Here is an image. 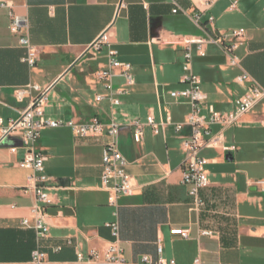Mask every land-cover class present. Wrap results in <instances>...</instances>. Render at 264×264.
Instances as JSON below:
<instances>
[{"label": "crops", "instance_id": "crops-1", "mask_svg": "<svg viewBox=\"0 0 264 264\" xmlns=\"http://www.w3.org/2000/svg\"><path fill=\"white\" fill-rule=\"evenodd\" d=\"M6 1L16 14L27 17L29 27L13 33L9 9L0 7L3 126L17 119L41 92L47 95L44 110L49 117L84 121L99 116L107 121L114 114L122 124L121 149L136 183L131 195L119 198L127 263L144 264L142 257L148 255L154 262L163 257L177 264H194L198 257L204 264H264V192L254 184L264 179V102L230 127L213 126L221 139L201 152L209 159L210 185L201 190L205 204L200 210L192 209L189 187L182 183V140L190 135V127L178 133L167 126L165 133L156 135L146 126L143 142L135 143L128 126L132 118L146 121L151 113L157 121L168 115L174 122L186 119L188 101L170 97V91L185 87L180 82L184 46L169 39L205 35L191 18L196 4L205 10L202 23L209 31H247L231 52L240 66L231 65L222 47L213 43L206 45L205 57L195 55L194 71L202 78L208 103L225 113L233 110L235 100L251 86L237 82L242 71L264 87V0H239L236 10H230V0H216L209 8L197 0ZM176 4L190 15L174 13ZM209 15L215 18L213 26L207 24ZM105 31L119 59L132 65L136 79L114 108L108 101L95 100L105 92L95 73L106 65V50L87 52ZM21 35H28L37 51L34 66L24 61ZM33 85L40 91L31 88L23 101L17 100L18 88ZM114 86L123 87L124 79L116 77ZM106 140L79 138L66 127L42 132L38 146L48 157L45 173L53 198L45 208L50 234L43 247L49 264H78L77 251L103 250L112 240L105 223L114 219V207L101 189ZM25 152L20 132L0 145V261L7 264H28L37 246L35 231L22 224L24 218H32L36 203L30 188L32 171L18 164ZM174 228L189 229L190 236L174 235ZM57 246L62 248L56 250Z\"/></svg>", "mask_w": 264, "mask_h": 264}, {"label": "built area", "instance_id": "built-area-1", "mask_svg": "<svg viewBox=\"0 0 264 264\" xmlns=\"http://www.w3.org/2000/svg\"><path fill=\"white\" fill-rule=\"evenodd\" d=\"M216 0H197L204 4L206 8L213 5ZM230 10H236L239 0H230ZM196 10L191 16L192 20L202 28L205 35H176L169 39L171 43L184 46V59L182 63V73L180 82L185 85L182 89L170 91V97L174 100H186L190 105V111L183 122H174L168 115L157 121L153 113L149 114L146 121L139 117L132 118L128 126L131 128L132 137L135 143H142L144 140V129L146 126L152 128L156 135L165 133L167 126H173L175 131L180 133L184 127H190L191 133L182 140V147L186 158L183 163L182 183L189 187V195L192 199V209L200 210L205 202L201 197V190L210 185L206 166L209 159L201 154L205 148L216 147L221 139V132H214V125H221L223 129L237 123L244 115L253 110L259 103L264 102V87L255 81L246 71H242L236 77L237 82H249V90L238 97L234 102V109L230 112L218 111L214 105L208 103V95L202 89V78L194 71L195 55L205 57L207 55L206 45L208 43L217 44L229 56L230 64L240 66L237 56L231 54L245 40L247 31L244 28L233 29L224 33L209 31L203 26L202 16L205 12L198 4ZM0 7L9 9L11 17V31L21 34L22 29H28L27 17L18 15L14 12L13 6L6 0H0ZM179 11L187 15L190 13L181 9L177 4L174 13ZM215 18L209 15L207 24L213 26ZM162 40L163 38H159ZM20 43L26 49L24 61L30 66H34L37 60V51L31 44L28 35H21ZM229 43L226 48L223 45ZM106 50V65L95 73L97 83H99L104 93H98L95 97L96 102L108 101L111 108L121 105L122 98L128 93V89L136 84L133 67L130 63L119 59V52L113 48L110 36L107 31L102 33L97 40L89 47L87 52ZM122 77L124 86L115 88L114 79ZM40 91L39 86L33 85L27 88H18L15 92L16 98L23 101L30 89ZM47 101L45 92H41L35 97L31 104L23 110L17 119H12L7 126H3L4 120L0 117V145L3 144L10 135L20 132L22 136V145L26 152L24 158L19 161L21 168L29 169L32 173L29 175L31 183L30 188L36 196V203L31 208L32 218H24L22 224L24 227L32 228L36 234L37 246L32 252L31 260L28 264H49L47 253L43 244L50 234V226L46 220V206L53 204L52 195L49 192L47 181L48 175L45 173V161L47 156L39 149L38 141L45 129H56L66 127L79 138H100L107 137L103 145L102 155V174L101 189L108 192L109 204L114 207V219L105 223L110 229L112 240L108 246L99 250L91 249L87 254L77 251L78 264H128L125 258L124 247L120 236L119 222V198L124 195H131L136 189L134 176L128 171L130 164L128 158L121 149V128L122 124L112 114L107 121H103L99 116H93L88 120L77 121L74 119L53 118L46 115L44 107ZM264 125V119L262 120ZM264 148V143H263ZM16 147H11L12 152H16ZM254 184L261 187L264 192V179L257 180ZM174 235H180L183 238L190 236L189 229L174 228L171 230ZM207 234L210 232L203 231ZM70 244L71 240L68 241ZM57 246L55 249L60 250ZM161 247L159 251L161 252ZM144 264H177L175 260H167L163 257L154 262L150 256L142 257ZM0 264H7L0 261ZM194 264H204L198 257Z\"/></svg>", "mask_w": 264, "mask_h": 264}, {"label": "water", "instance_id": "water-1", "mask_svg": "<svg viewBox=\"0 0 264 264\" xmlns=\"http://www.w3.org/2000/svg\"><path fill=\"white\" fill-rule=\"evenodd\" d=\"M227 159L232 160V157H231V154L230 153H228Z\"/></svg>", "mask_w": 264, "mask_h": 264}, {"label": "rangeland", "instance_id": "rangeland-1", "mask_svg": "<svg viewBox=\"0 0 264 264\" xmlns=\"http://www.w3.org/2000/svg\"><path fill=\"white\" fill-rule=\"evenodd\" d=\"M181 73H182V71H181ZM145 118V117H144Z\"/></svg>", "mask_w": 264, "mask_h": 264}]
</instances>
